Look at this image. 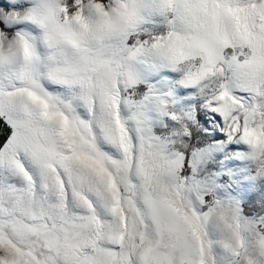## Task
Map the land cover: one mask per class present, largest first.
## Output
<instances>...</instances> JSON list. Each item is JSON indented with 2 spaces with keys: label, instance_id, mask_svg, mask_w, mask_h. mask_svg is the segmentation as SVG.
<instances>
[{
  "label": "snow or ice",
  "instance_id": "6c2138e0",
  "mask_svg": "<svg viewBox=\"0 0 264 264\" xmlns=\"http://www.w3.org/2000/svg\"><path fill=\"white\" fill-rule=\"evenodd\" d=\"M0 264H264V0H0Z\"/></svg>",
  "mask_w": 264,
  "mask_h": 264
}]
</instances>
